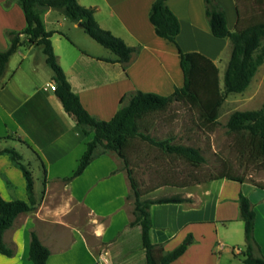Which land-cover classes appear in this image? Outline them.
<instances>
[{
    "label": "crops",
    "instance_id": "obj_1",
    "mask_svg": "<svg viewBox=\"0 0 264 264\" xmlns=\"http://www.w3.org/2000/svg\"><path fill=\"white\" fill-rule=\"evenodd\" d=\"M76 1L93 9L101 29L128 46L138 47L126 64L119 63L111 51L58 11L41 13L45 30L52 32L50 41L57 63L87 113L107 121L120 108L124 95L135 91L169 95L182 86L175 45L156 36L149 22L154 0ZM215 1L224 10L232 31L237 18L234 1ZM166 5L179 22L176 44L184 52L195 51L209 58L217 67L222 87L218 65L230 42L211 34L203 0H167ZM24 27L17 1L0 0V51L9 44L5 32H19ZM44 65L41 46L20 47L0 75V150L13 148L21 161H27L22 163L31 172L35 198V208L18 215L3 232V242L13 253L0 254V264H33L28 258L32 231L50 251L45 264H102V252L110 264H144L140 229L130 226L133 206L127 198L126 169L116 153L97 155L81 174L66 180L76 170L93 133H82L54 92L42 95L40 88L53 83L52 71L49 79L38 80ZM33 84H37L36 92L29 93L35 91ZM242 183L219 178L192 190L179 187V196L189 201L150 205V243L169 252L190 234L191 243L170 264H243V222L237 202L240 191L255 213L253 235L264 256V189L253 184L252 199L243 192ZM170 195L178 194L163 196ZM0 196L5 201H27L23 175L7 154L0 155ZM136 235L134 246L132 238Z\"/></svg>",
    "mask_w": 264,
    "mask_h": 264
},
{
    "label": "trees",
    "instance_id": "obj_2",
    "mask_svg": "<svg viewBox=\"0 0 264 264\" xmlns=\"http://www.w3.org/2000/svg\"><path fill=\"white\" fill-rule=\"evenodd\" d=\"M16 1L23 12L25 27L19 32H5L9 44L5 50L0 51V75L9 57L18 48L41 46L45 63L52 71V82L56 85L55 97L61 103L64 112L75 121L85 136L93 133L92 138L86 143V149L79 159L76 170L66 180L81 174L97 155L108 151L116 153L126 169L130 189L127 198L132 199L133 206V220L130 226L135 225L140 229L141 248L145 252L144 264H170L185 252L192 237L190 234L187 235L176 248L169 252H164L159 244H151L148 236L151 226L148 209L152 204L183 203L189 200L179 195L142 200L138 184L126 167V153L131 141L140 139L166 154H173L184 159L194 167H199L204 162L197 148L175 144L171 137L156 139L148 135L145 118L165 112L173 102H181L189 109L196 111L200 127L211 129L215 126L218 110L225 97L228 94L243 92L257 68L262 64V56H255V52L264 40V11L262 19L256 21L253 19L244 23L239 4L245 0H233L237 18L234 29L231 31L227 27L222 7L215 0H203L205 18L211 34L216 38H227L231 45L229 60L223 73L222 87H220L217 67L209 58L195 51L184 52L176 44L179 22L167 7V0H154L148 14L149 22L156 36L175 45L183 84L179 88H174L169 95L142 91L124 95L120 99L121 106L113 117L103 121L87 113L80 104L78 96L71 91L53 52L50 41L52 32L45 30L41 13L47 10L58 11L70 22L78 24L91 39L111 51L119 63L126 64L132 53L138 51V47L128 46L109 31L101 29L93 18V9L80 6L76 0ZM7 4L8 2L5 3ZM226 128L235 136V145L239 155L248 163L264 168V111H234L228 117ZM1 154H7L12 163L21 171L27 194V201H5L0 196V254L11 256L13 252L4 244L3 232L13 225L18 215L35 208V198L33 178L29 169L22 163L21 155L13 148L1 149ZM219 178L239 183L243 181L242 177L235 176L228 170L214 179ZM254 185L264 189V184L255 183ZM237 202L243 222L244 236L241 261L243 264H264V256L261 255L253 235L255 213L248 198L240 191L237 194ZM49 255V249L32 231L29 240V260L33 264H45Z\"/></svg>",
    "mask_w": 264,
    "mask_h": 264
},
{
    "label": "rangeland",
    "instance_id": "obj_3",
    "mask_svg": "<svg viewBox=\"0 0 264 264\" xmlns=\"http://www.w3.org/2000/svg\"><path fill=\"white\" fill-rule=\"evenodd\" d=\"M239 8L244 23L253 19L260 20L264 11V0H245L239 4ZM230 51L231 45L229 50H225L218 65L221 70V84L223 68L227 65ZM260 55L262 64L255 71L248 86L243 92L228 94L225 97L218 110L216 124L211 129L200 127L196 111L181 102H173L165 112L145 118L148 135L156 139L171 137L175 144L197 148L204 162L199 167H194L184 159L166 154L145 141L132 140L126 153V167L138 184L142 200L162 197L164 194L179 195V187H184V190L199 188L217 178L225 170L242 177L243 192L254 199L253 184H264V168L248 163L239 155L235 136L227 130L226 122L234 111H264V40L255 52V56ZM42 70L44 72L40 69L38 80L49 79L50 68L44 65ZM33 86L35 91L30 90L29 93L36 92L37 84ZM121 164L123 167L122 160ZM31 169L34 171L33 164ZM34 173L36 175V172ZM131 230L133 235L135 228ZM137 240V235L136 238H132L134 246H137ZM91 244L98 245L95 241H91Z\"/></svg>",
    "mask_w": 264,
    "mask_h": 264
},
{
    "label": "built area",
    "instance_id": "obj_4",
    "mask_svg": "<svg viewBox=\"0 0 264 264\" xmlns=\"http://www.w3.org/2000/svg\"><path fill=\"white\" fill-rule=\"evenodd\" d=\"M55 88H56V85L54 83H46L44 86L41 87L40 90H41V93H42L43 96H48L49 93L55 91ZM106 255L107 254L105 252H103L100 255V262L102 264H110Z\"/></svg>",
    "mask_w": 264,
    "mask_h": 264
}]
</instances>
